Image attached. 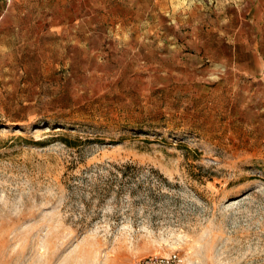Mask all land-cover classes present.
I'll return each instance as SVG.
<instances>
[{
	"label": "rangeland",
	"instance_id": "374dc122",
	"mask_svg": "<svg viewBox=\"0 0 264 264\" xmlns=\"http://www.w3.org/2000/svg\"><path fill=\"white\" fill-rule=\"evenodd\" d=\"M234 1L0 0V264H264L262 33Z\"/></svg>",
	"mask_w": 264,
	"mask_h": 264
},
{
	"label": "crops",
	"instance_id": "0c3cea01",
	"mask_svg": "<svg viewBox=\"0 0 264 264\" xmlns=\"http://www.w3.org/2000/svg\"><path fill=\"white\" fill-rule=\"evenodd\" d=\"M245 2L249 5V9L252 12V21H254L255 25L258 26V30L262 35L257 40V48H256V54L259 56L264 55V0H245ZM232 3L234 5H239L241 2H235L232 0ZM261 51L262 53H258V51Z\"/></svg>",
	"mask_w": 264,
	"mask_h": 264
},
{
	"label": "built area",
	"instance_id": "2783aa9c",
	"mask_svg": "<svg viewBox=\"0 0 264 264\" xmlns=\"http://www.w3.org/2000/svg\"><path fill=\"white\" fill-rule=\"evenodd\" d=\"M13 0H3L5 4H10ZM134 264H183V258L177 252L165 256L150 255L140 258Z\"/></svg>",
	"mask_w": 264,
	"mask_h": 264
}]
</instances>
